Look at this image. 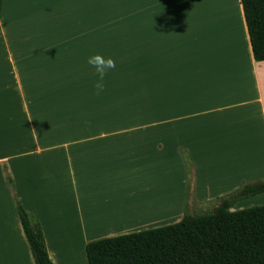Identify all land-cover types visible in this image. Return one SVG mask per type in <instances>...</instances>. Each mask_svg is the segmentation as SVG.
Instances as JSON below:
<instances>
[{
  "label": "crops",
  "instance_id": "crops-1",
  "mask_svg": "<svg viewBox=\"0 0 264 264\" xmlns=\"http://www.w3.org/2000/svg\"><path fill=\"white\" fill-rule=\"evenodd\" d=\"M105 1L0 0V264H35L6 177L54 264H88L92 241L176 224L187 202L264 180V61L241 0H135L125 16L137 19L138 91L153 80L149 120L114 119L91 77L33 86L48 77L26 70L32 59L72 47L88 59L87 37L120 15Z\"/></svg>",
  "mask_w": 264,
  "mask_h": 264
},
{
  "label": "trees",
  "instance_id": "trees-1",
  "mask_svg": "<svg viewBox=\"0 0 264 264\" xmlns=\"http://www.w3.org/2000/svg\"><path fill=\"white\" fill-rule=\"evenodd\" d=\"M256 61H264V0H241ZM35 264H54L37 218L21 205L6 178ZM264 193V181L245 183L211 214L186 215L155 229L86 245L88 264H264V206L238 211L237 202Z\"/></svg>",
  "mask_w": 264,
  "mask_h": 264
},
{
  "label": "rangeland",
  "instance_id": "rangeland-1",
  "mask_svg": "<svg viewBox=\"0 0 264 264\" xmlns=\"http://www.w3.org/2000/svg\"><path fill=\"white\" fill-rule=\"evenodd\" d=\"M127 1H129V8L122 7L120 2ZM105 3L106 5L109 4L110 7L111 0H106ZM112 5L113 11H117L116 14L120 15L114 17L112 29L107 31H94L95 35H93L94 32H92L90 37H87V39L90 38L91 40L92 52L88 58L99 57L101 61L111 59L114 64V67L105 70V76L103 80V86L104 88H107V94H109L111 98L113 118H120V115L123 114L125 115V118H141L143 120H149L151 119L150 113L154 104V96L152 91L153 80L152 78L146 80L144 85L146 92L138 91L137 19L135 15L128 14V17L125 16L127 13H132L135 11V0H112ZM95 9H98L97 5L95 6ZM109 25L110 24L108 23V26ZM79 48L80 47H72L71 49L73 51L72 53L66 55V59H32V62H27V71H33L36 75L48 77V79L33 80V86H40L37 84V82H46V84H48L50 87H58V83L64 84L65 87H72L75 82L74 78L76 76L91 77L92 82L96 83L98 76L95 70L87 63L88 59L72 58L73 56L80 53L81 48ZM81 57L86 58L87 55L82 54ZM22 70L24 71V64H22ZM85 81L87 83L80 85L81 88L89 86L88 83L90 81L80 79L81 84ZM193 173L194 168H191V176ZM257 181L264 180L258 179ZM244 184L245 183L241 184V187L238 190H240ZM166 189L170 191L173 197L172 186L169 185ZM243 200L244 201L240 204V206H244L245 209L264 206V196H261L255 200L251 199V202H246V199ZM220 201L221 199H218L208 202L202 206H196L194 202L190 204L187 202L186 206H188L186 207V213L188 210V213L191 215L211 214L219 206ZM172 202V206L166 208H172L174 205L173 198ZM67 241L71 242V238H68ZM73 241L77 240L73 239ZM62 247L63 246H60V250H62Z\"/></svg>",
  "mask_w": 264,
  "mask_h": 264
},
{
  "label": "clouds",
  "instance_id": "clouds-1",
  "mask_svg": "<svg viewBox=\"0 0 264 264\" xmlns=\"http://www.w3.org/2000/svg\"><path fill=\"white\" fill-rule=\"evenodd\" d=\"M87 63L95 70L98 76L97 82L94 84V88L97 94H99V92L103 91L105 70L114 67V64L111 59L101 61L99 57H90L88 58Z\"/></svg>",
  "mask_w": 264,
  "mask_h": 264
},
{
  "label": "bare ground",
  "instance_id": "bare-ground-1",
  "mask_svg": "<svg viewBox=\"0 0 264 264\" xmlns=\"http://www.w3.org/2000/svg\"><path fill=\"white\" fill-rule=\"evenodd\" d=\"M166 205V204H165Z\"/></svg>",
  "mask_w": 264,
  "mask_h": 264
}]
</instances>
